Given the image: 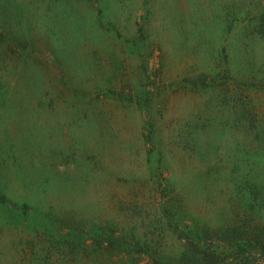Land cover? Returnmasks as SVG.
<instances>
[{"label": "rangeland", "instance_id": "374dc122", "mask_svg": "<svg viewBox=\"0 0 264 264\" xmlns=\"http://www.w3.org/2000/svg\"><path fill=\"white\" fill-rule=\"evenodd\" d=\"M247 170L264 179V0H0V198L29 210L0 206V264H176Z\"/></svg>", "mask_w": 264, "mask_h": 264}, {"label": "trees", "instance_id": "16d2710c", "mask_svg": "<svg viewBox=\"0 0 264 264\" xmlns=\"http://www.w3.org/2000/svg\"><path fill=\"white\" fill-rule=\"evenodd\" d=\"M222 72L225 82L234 75L227 66L223 67ZM210 79L209 75L201 74L186 81L193 87L206 88L211 86ZM235 150L241 153V160L250 155L243 143L236 142ZM243 162L250 165L247 158ZM252 173L253 170H247L233 188L228 220L214 227L204 225L202 228L191 227L177 232L182 241V250L176 257L171 258L172 261L176 264H224L230 258L234 264H264V179L256 180L257 177L251 175ZM161 189L164 195L166 188L161 185ZM14 205L5 198H0V206L7 213L13 214L20 209L21 215H29L27 205L22 208ZM164 208L162 206L163 210ZM74 232L71 227L67 233L72 236ZM104 235L107 236L106 246L111 245V235L104 233L100 226L93 230V237L99 240L98 243L103 241Z\"/></svg>", "mask_w": 264, "mask_h": 264}]
</instances>
